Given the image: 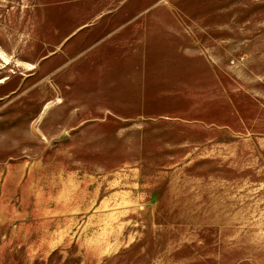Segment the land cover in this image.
<instances>
[{
    "label": "rangeland",
    "instance_id": "rangeland-1",
    "mask_svg": "<svg viewBox=\"0 0 264 264\" xmlns=\"http://www.w3.org/2000/svg\"><path fill=\"white\" fill-rule=\"evenodd\" d=\"M0 264H264V0H0Z\"/></svg>",
    "mask_w": 264,
    "mask_h": 264
}]
</instances>
